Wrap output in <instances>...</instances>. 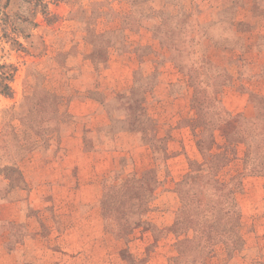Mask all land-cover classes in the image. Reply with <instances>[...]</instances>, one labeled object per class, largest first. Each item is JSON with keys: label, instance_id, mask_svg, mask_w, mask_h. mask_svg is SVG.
Returning <instances> with one entry per match:
<instances>
[{"label": "rangeland", "instance_id": "1", "mask_svg": "<svg viewBox=\"0 0 264 264\" xmlns=\"http://www.w3.org/2000/svg\"><path fill=\"white\" fill-rule=\"evenodd\" d=\"M127 13L128 0H0V88L12 90L0 92V264H264V172H241L258 145L239 143L264 135L263 57L254 83L235 82L247 103L220 88L152 96L167 144L144 151L127 121L106 123L84 130L79 158L62 156L61 131L83 122L60 126L55 90L78 87L59 83L62 50L82 58ZM57 155L64 172H49Z\"/></svg>", "mask_w": 264, "mask_h": 264}, {"label": "crops", "instance_id": "2", "mask_svg": "<svg viewBox=\"0 0 264 264\" xmlns=\"http://www.w3.org/2000/svg\"><path fill=\"white\" fill-rule=\"evenodd\" d=\"M90 35L82 58L72 44L60 60L59 83L78 84L76 94L55 90L60 126L70 118L83 121L80 129L61 131L67 162L84 154V130H104L106 123L122 129L127 121L131 143L144 151L167 144L153 117L164 107L150 104L152 96L192 102L220 88L225 98L247 103L253 91L237 90L235 82L258 79L246 71L253 59L264 58V0H128L120 22ZM261 65L264 70V59ZM256 88L264 94V80ZM189 125L196 128L194 121ZM257 139L239 142L258 145L247 157L245 147L243 161L250 163L241 172H264V136ZM56 158L48 161L49 172H64L63 158Z\"/></svg>", "mask_w": 264, "mask_h": 264}, {"label": "trees", "instance_id": "3", "mask_svg": "<svg viewBox=\"0 0 264 264\" xmlns=\"http://www.w3.org/2000/svg\"><path fill=\"white\" fill-rule=\"evenodd\" d=\"M11 91H12V90H11V87L8 86V84H2V87L0 88V92H1V93L10 94ZM200 93H201V92H200ZM257 135H258L257 138L260 137V136H259V135H260L259 131H258ZM262 136H264V135H262ZM262 136H261V137H262ZM252 142H256V141H252Z\"/></svg>", "mask_w": 264, "mask_h": 264}]
</instances>
